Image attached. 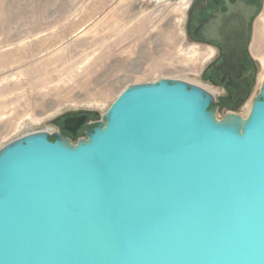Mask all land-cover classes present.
<instances>
[{"label":"water","instance_id":"95a60500","mask_svg":"<svg viewBox=\"0 0 264 264\" xmlns=\"http://www.w3.org/2000/svg\"><path fill=\"white\" fill-rule=\"evenodd\" d=\"M218 104L136 83L95 125L67 111L2 147L0 264H264V77L246 117Z\"/></svg>","mask_w":264,"mask_h":264},{"label":"rangeland","instance_id":"374dc122","mask_svg":"<svg viewBox=\"0 0 264 264\" xmlns=\"http://www.w3.org/2000/svg\"><path fill=\"white\" fill-rule=\"evenodd\" d=\"M189 3L0 0V59H13L0 68V149L28 133L58 132L52 120L67 111L93 110L88 122L95 125L118 95L136 83L181 79L219 100L223 88L204 73L215 49L186 35ZM260 18L262 43L257 54L256 28L251 44L257 62L255 83L248 102L237 110L244 117L264 77V0ZM43 43L48 44L44 50ZM20 51L26 53L21 60ZM224 114L221 110L217 115ZM66 136L76 142L86 137L85 128L78 137Z\"/></svg>","mask_w":264,"mask_h":264},{"label":"flooded vegetation","instance_id":"af4514ba","mask_svg":"<svg viewBox=\"0 0 264 264\" xmlns=\"http://www.w3.org/2000/svg\"><path fill=\"white\" fill-rule=\"evenodd\" d=\"M262 8L263 0H190L185 17L187 37L216 51L204 73L224 91L217 100V114L221 110L230 113L249 100L257 71L251 44ZM226 58L236 61L228 71L218 68ZM231 75H238L236 81H232ZM65 118L57 120L58 128L64 125ZM62 132L69 134L64 129Z\"/></svg>","mask_w":264,"mask_h":264},{"label":"bare ground","instance_id":"6f19581e","mask_svg":"<svg viewBox=\"0 0 264 264\" xmlns=\"http://www.w3.org/2000/svg\"><path fill=\"white\" fill-rule=\"evenodd\" d=\"M262 27H263V19H257L256 20V23H255V28H256V32H257V38H256V44L253 46V49L255 50V53L257 54L258 53V49L260 48V46H261V43H262V41H261V33H262ZM48 44H44L43 43V50L46 48V46H47ZM21 52V51H20ZM64 52V51H63ZM23 54V55H22ZM259 55V54H258ZM23 56H26V53L23 51V52H21V55H19V56H17V57H20V59L19 60H21V58H23ZM56 56V55H55ZM59 56V55H58ZM62 57H64L65 55H61ZM62 57H61V61H62ZM60 59V58H59ZM64 59V58H63ZM69 59V58H68ZM12 58H6V56L4 57V58H2V59H0V68L1 67H6L7 66V64L9 63V62H12ZM53 61V60H52ZM51 62V61H50ZM54 62V61H53ZM38 68V67H37ZM51 68H53V67H51ZM29 69V68H28ZM35 70H36V68H34ZM39 70H40V68H38ZM47 69V68H46ZM34 70V71H35ZM96 70V69H95ZM30 72V71H29ZM41 71H38V73H40ZM32 73H33V71H32ZM37 72H35V74H36ZM52 74V73H51ZM31 75H33V74H31ZM54 75V74H53ZM51 76V75H50ZM56 76V75H55ZM50 78V77H49ZM44 79H45V77H44ZM47 79V78H46ZM53 79V78H52ZM42 82V81H41ZM38 83V82H37ZM39 88V87H38Z\"/></svg>","mask_w":264,"mask_h":264},{"label":"trees","instance_id":"16d2710c","mask_svg":"<svg viewBox=\"0 0 264 264\" xmlns=\"http://www.w3.org/2000/svg\"><path fill=\"white\" fill-rule=\"evenodd\" d=\"M80 131L74 136L73 134H71L73 137H78Z\"/></svg>","mask_w":264,"mask_h":264}]
</instances>
